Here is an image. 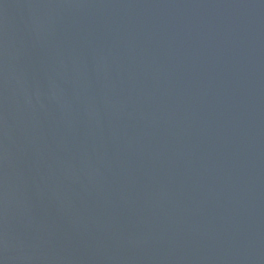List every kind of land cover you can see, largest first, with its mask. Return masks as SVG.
Returning <instances> with one entry per match:
<instances>
[{"label": "water", "instance_id": "95a60500", "mask_svg": "<svg viewBox=\"0 0 264 264\" xmlns=\"http://www.w3.org/2000/svg\"><path fill=\"white\" fill-rule=\"evenodd\" d=\"M0 264H264V0H0Z\"/></svg>", "mask_w": 264, "mask_h": 264}]
</instances>
